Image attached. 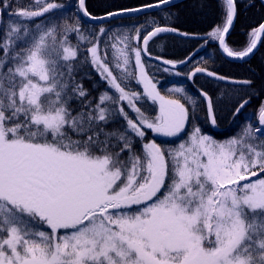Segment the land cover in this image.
<instances>
[{
  "label": "snow or ice",
  "instance_id": "obj_1",
  "mask_svg": "<svg viewBox=\"0 0 264 264\" xmlns=\"http://www.w3.org/2000/svg\"><path fill=\"white\" fill-rule=\"evenodd\" d=\"M220 4L223 22L208 36L227 57L243 60L264 37V23L251 30L246 47L234 50L226 37L236 0ZM74 7L98 22L143 10L97 16L86 0ZM65 9L57 0L28 7L0 0V264H264V103L258 125L249 122L219 141L197 126L198 111L206 107L207 122L217 126L231 90L212 97L200 88L203 101L184 88L169 89L179 97L165 96L146 70L149 41L176 28L128 36L100 24L89 39L79 15L74 23L59 22ZM38 17L59 19L25 23ZM83 42L90 46L82 50ZM101 45L111 47L112 61ZM162 63L176 69L178 62ZM89 65L115 95L106 91L94 102L82 82ZM197 73L230 80L202 67L188 79ZM133 80L142 93L129 90ZM145 97L158 105L154 115L146 114V104L137 107ZM248 103L237 101L232 117ZM154 137L181 142L166 146Z\"/></svg>",
  "mask_w": 264,
  "mask_h": 264
},
{
  "label": "trees",
  "instance_id": "obj_2",
  "mask_svg": "<svg viewBox=\"0 0 264 264\" xmlns=\"http://www.w3.org/2000/svg\"><path fill=\"white\" fill-rule=\"evenodd\" d=\"M12 2L15 5L17 0H12ZM57 2L66 5L64 19L59 20V22L61 24L65 21L67 23H74V16L79 15L82 26L81 31L86 36H89V39H91L90 34L94 29L98 32L100 24H103V26L111 29L113 32L116 30L126 32L128 36H134L137 29L144 35L156 26L174 27L179 32L188 33V35L207 36L206 40L183 39L165 34H159L157 37H154L149 41V51L151 55L161 57L162 59L180 62L202 47L203 51L195 56L185 68L180 70L168 68L169 71L167 72L164 71L166 67L154 63L148 64L143 57L150 77L157 84V88L161 94L165 96L179 97L180 94L172 93L169 89L184 88L187 94L203 101V97H200L198 92L200 88L206 90L212 97L218 96L222 90H231L229 93L231 102L222 98L219 110L217 111L218 131H214L211 123L207 122L206 107L202 106L198 111L199 120L197 126H200L202 131L212 135L219 141L236 136L240 132V128L249 122L258 125V120L256 119L257 112L259 106L264 103V37L258 49L247 59L235 61L226 58L220 51L218 43L213 42L208 36V33L213 28L223 22V10L220 0H183L173 6L153 13L130 18L109 19L99 23H91L81 13L76 12L74 6H78V0H57ZM34 3L35 0H19V4L22 7H28L34 5ZM158 3H160V0H86L88 10L97 16H103L108 11H119L124 8H144L143 6L145 5H155ZM236 4L237 16L234 27L228 35L227 42L234 50H242L249 42L248 34L251 30L264 23V0H236ZM50 15L45 14V16ZM57 19L59 18L57 17ZM57 19L45 21L44 17H38L34 22L25 21V23L34 24L41 21L56 23ZM100 39L103 40L104 38L101 37ZM68 40L73 46L78 43L75 33L68 34ZM132 42L134 45L137 43L135 40ZM88 46L90 45L87 42L81 43L82 50ZM103 52L104 48L101 45V53ZM196 67L207 68L218 75L229 77L230 80H251L253 83L249 88V86L243 84H232L230 80L218 81L214 77H208L207 75H196L193 80H189L188 74L194 71ZM86 71L90 75L85 76L82 82L85 88L88 89L91 97L94 98V102L98 100L100 94L106 91L109 95H115L114 89L108 87L107 83L100 78L99 73L95 69L89 65ZM176 71H180L181 75H175ZM129 90L142 93L143 87L134 81L129 86ZM241 99H248L249 105L242 112V115L233 118L230 110ZM145 104L151 109L150 112L146 113L147 115H154L158 111V105L153 104L146 97L144 101L137 102V107H141L143 111ZM122 106L130 117L135 118L136 113L128 108L126 102H123ZM188 107L191 108V105H188ZM121 122H123L122 118ZM109 127H112V125H109ZM181 136L184 137V134H181ZM149 137L153 138L150 132ZM154 138L158 143L167 141L166 146L172 147L178 146L181 142L178 138ZM184 139H187V137H184Z\"/></svg>",
  "mask_w": 264,
  "mask_h": 264
},
{
  "label": "water",
  "instance_id": "obj_3",
  "mask_svg": "<svg viewBox=\"0 0 264 264\" xmlns=\"http://www.w3.org/2000/svg\"><path fill=\"white\" fill-rule=\"evenodd\" d=\"M180 1H182V0H170L168 4H162V3H160L158 7L144 8V9H143L142 11H140V12H130V13H125V14H123V15H121V16H117V17H114V18H118V17H132V16H136V15H141V14H146V13L155 12V11H157V10L165 9V8H167V7H170V6L176 4V3L180 2ZM85 18L88 19L89 21H92V22H98V21L90 20V19L87 18V17H85ZM109 19H111V18H109ZM234 23H235V21H234ZM231 30H232V29H231ZM231 30H230V31H231ZM166 34L177 35V36H180V37H187V38H193V39H204L203 37L181 36V35H179V33H177V32H176V33H166ZM227 37H228V36H227ZM227 37H226V39H227ZM261 40H262V39H261ZM259 44H260V43H258V45H259ZM258 45H257V47H258ZM220 50H221V52L223 53V51H222L221 48H220ZM201 51H202V48L199 49V50H197V51H195L194 53H192V54H191V55L185 60L187 63H177V67H176V69H181V68L187 66V65L191 62V60H192V59H193L198 53H200ZM223 54L225 55V57H227V55H226L225 53H223ZM145 58L148 59V60L154 61V62H156V63H159V64H161V65H163V66L169 67V68L172 69L171 65H164V64L162 63V59H154V57H152V56H145ZM227 58H229V59H234V58H231V57H227ZM234 60H238V59H234ZM199 74H204V73H199ZM245 106H246V105H245Z\"/></svg>",
  "mask_w": 264,
  "mask_h": 264
},
{
  "label": "rangeland",
  "instance_id": "obj_4",
  "mask_svg": "<svg viewBox=\"0 0 264 264\" xmlns=\"http://www.w3.org/2000/svg\"><path fill=\"white\" fill-rule=\"evenodd\" d=\"M114 32H117V33H123V34H126V35H127L126 32L124 33V32H122V31H120V30H116V31H114ZM214 41H215V40H214ZM132 44H133V43H132ZM105 51H107L109 61H112V59H113V56H112L113 50L111 49V47H109L107 50L104 49V52H105ZM104 52L101 53V55H103ZM132 63H133V62H132ZM110 67H113L114 74H118L117 71H116L115 68H114V65L110 64ZM133 82H134V80L131 81L130 86L132 85Z\"/></svg>",
  "mask_w": 264,
  "mask_h": 264
}]
</instances>
